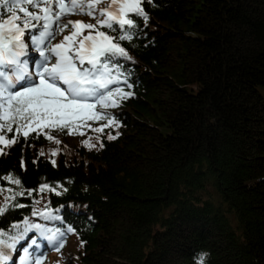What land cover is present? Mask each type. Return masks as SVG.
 Wrapping results in <instances>:
<instances>
[{
  "label": "trees",
  "instance_id": "trees-1",
  "mask_svg": "<svg viewBox=\"0 0 264 264\" xmlns=\"http://www.w3.org/2000/svg\"><path fill=\"white\" fill-rule=\"evenodd\" d=\"M143 6L142 34L122 42L134 87L110 85L134 95L103 110L121 126L87 120L6 147L0 195L21 190L7 174L55 191L8 201L27 207L0 216V229L72 226L43 264H194L200 253L206 264H264V0ZM45 210L53 219L31 215Z\"/></svg>",
  "mask_w": 264,
  "mask_h": 264
},
{
  "label": "snow or ice",
  "instance_id": "snow-or-ice-1",
  "mask_svg": "<svg viewBox=\"0 0 264 264\" xmlns=\"http://www.w3.org/2000/svg\"><path fill=\"white\" fill-rule=\"evenodd\" d=\"M145 3L152 5L155 0H0V155L21 136L27 141L31 133H36L32 136L34 140L42 133L53 140L50 131L67 129V134L72 135V126H84L87 120L106 121L104 127L121 126L111 113L103 110L134 95L110 85L121 83L118 78L124 77L122 82L127 88L134 87L121 71L125 68L121 61L131 59L122 42L132 46L142 34L141 29L149 19ZM72 15H87L96 23L65 19ZM65 31L69 34L54 44L56 37ZM32 52L38 55L33 56ZM94 131L103 132V127ZM8 133L14 134L9 138ZM118 136L119 132L115 136L108 134L107 139ZM51 155L57 153L53 151ZM2 179L21 190L5 197L0 216L11 208L27 207L19 202L8 203L16 196L22 197L25 192L31 196L37 190L55 191L47 184L37 190H24L19 176L13 178L12 174ZM3 191L0 186V193ZM31 215L53 219L47 210L33 211ZM23 225L21 228L12 224V231L0 229V264H43L48 251L60 252L67 234H75L72 226L66 230L50 229L28 219ZM33 232L43 239L31 238L28 234ZM25 240L29 244L18 249V244ZM207 255L198 254L194 264H206Z\"/></svg>",
  "mask_w": 264,
  "mask_h": 264
},
{
  "label": "rangeland",
  "instance_id": "rangeland-1",
  "mask_svg": "<svg viewBox=\"0 0 264 264\" xmlns=\"http://www.w3.org/2000/svg\"><path fill=\"white\" fill-rule=\"evenodd\" d=\"M87 2V0H86ZM104 5H100V7H103ZM65 19H71V20H74V21H83L84 23H92V24H95L96 21L92 18H90L89 16L87 15H72V16H69V17H66ZM68 31H65L62 35H58L56 37V39L53 41V43H60L62 40H63V36L64 35H68ZM85 35L87 34V32L84 33ZM5 202V196L3 195H0V203H3Z\"/></svg>",
  "mask_w": 264,
  "mask_h": 264
}]
</instances>
